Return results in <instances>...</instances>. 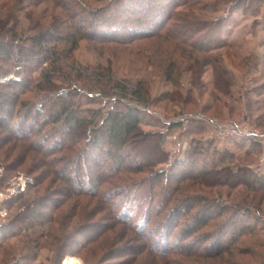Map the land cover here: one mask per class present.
<instances>
[{
	"label": "rangeland",
	"instance_id": "374dc122",
	"mask_svg": "<svg viewBox=\"0 0 264 264\" xmlns=\"http://www.w3.org/2000/svg\"><path fill=\"white\" fill-rule=\"evenodd\" d=\"M83 1L85 3L83 7L90 6L91 8L103 7L107 3V0ZM201 1L209 8L211 17H229L225 35L223 34L225 44L229 45L214 51L213 54L225 57L224 65L236 78L238 87H241V89L234 88L239 100L237 103H231L236 108L231 114L225 108L219 110L222 112L215 111V106L206 110L205 105L209 102L208 96H200L199 88L191 86L192 74L186 70L185 65H183L178 86L166 80L163 74L164 65L159 63L158 58L160 52H164L166 57V53L172 54L175 46L170 42H163L161 38L141 40L119 47L102 46V44L97 45L94 42L82 41L72 53L74 61L66 60L65 65H68L69 62H75L77 67L80 65L82 70L88 71L87 74L100 72L109 80L134 83V85L137 81H144L148 85L149 102L139 105L143 112L141 128L146 134L155 133L154 135H157L155 139H161L162 149L167 156L165 163L156 164V167L150 168L151 171L169 169L173 174L181 172L182 168H185L190 161L187 157L188 152L201 142L203 144L201 147H204L202 151L204 164L208 165L205 168H224L227 164H222L219 157L224 151H229L233 153L236 159L235 163L232 164L233 168L251 166L259 174H264V130H262L264 128L251 123V120L258 121L261 119L262 112H255L253 119L250 120L246 118L244 111L248 99L256 103V106L261 105L263 96H256L254 89L264 86V78L255 72L251 73L257 76L245 74L243 68L239 66L240 60L249 53L256 54L262 51L264 4L259 3V13L252 16L251 11L243 12L241 9H235L232 5L230 7V4L227 3L232 0ZM217 1H220L221 4L215 12L213 4H217ZM61 2L74 5L75 1L62 0ZM85 10L84 8L83 11L79 9L81 11L80 20L87 17ZM169 10L171 11V9ZM180 10L182 13L185 9ZM60 15V7L52 2L0 0V28L4 27L3 30H0V37L2 38L1 35L3 34L9 43L14 44V51L18 52L24 45H30L27 36L34 34L38 29L41 30L42 27L51 28L54 19ZM102 17L109 19L110 16L105 14ZM197 19L199 18L195 20ZM107 24L110 25L111 23L108 22ZM176 26L179 27L182 24L178 23ZM34 27L38 28L35 30ZM150 29H153V26ZM13 33H16L17 36H13ZM230 45L239 48H233ZM128 49L133 51L140 49L141 54L139 56L135 53L129 55ZM176 53L177 55H174L173 58L181 57L180 50L177 49ZM145 56L150 59L147 62L148 65L138 62L146 61ZM22 65L23 62L18 60H13L11 63L3 61L0 65V86L14 80L23 82L22 86L18 88L24 91L20 101L29 106H40L44 98L49 99V97H56V95L66 96V87L71 85L72 89L76 88L74 94L77 97V106L80 108L79 110L84 112L97 109L106 111L112 107L121 108L124 103L136 105L130 99L123 100L125 101L123 104L119 103L114 98L115 95L109 92H106V95H101L99 91L102 89L109 90V85L105 81L98 82V84L95 81L93 84V80L88 79L86 75L85 81L73 83L75 78L72 77V71L68 67H64L61 69V73L53 76V85L59 92L58 94L51 93L49 85L41 84L44 81L41 78V67H32L33 69L30 70L27 66V71H31L27 74L22 72ZM59 67L61 68V65ZM203 76L204 83L209 84L212 80V70L207 68ZM29 77L32 81H29ZM255 77L258 80H255L256 82L254 81ZM177 89H180L183 98L188 90L193 91L197 101L182 105V101L178 99H164L166 93H176ZM240 91L242 93H239ZM18 115L21 118L24 112ZM243 124L249 128L246 130L248 136L230 137L228 135L231 127ZM200 131L202 133H199ZM252 133H258V135H251ZM3 137L1 135L0 139L2 140ZM16 140L5 142V145L0 148V238L2 235L6 237L0 241V264H264V195L247 191L244 185L234 183L233 178L230 179L229 184L220 182V184L202 185L184 182L176 190L177 197L179 201L183 200L184 197L188 198L187 201L192 200V202L206 200L215 203L219 209L226 210V213L223 214L224 217L222 216L212 223L214 227L222 223L225 217L236 214L237 217L234 220L240 221L244 225L242 217L246 216L248 225L253 231L252 235L247 236L246 234L241 239L239 238L236 247H231L232 249H229L221 260L198 258L196 253L185 256L176 252L160 257L155 256L147 248L141 236L129 231L124 225L117 224L113 220L112 213H110L112 210H117L118 213L126 204H129L130 210L137 215V220H135L138 223V220H144L145 214L156 212V204L159 201L156 193L161 192L162 189L156 183L151 182L152 176L150 174L147 172L127 174L123 168V174L118 175V172L114 171L115 168L110 166L111 160L105 154L99 155L101 162L96 171L107 180L106 184L97 191V195L91 192L89 196H79L75 191L74 196L71 195V198H67L63 192V181L58 175H53L50 172L43 156L22 148L23 143L19 139ZM141 141H143L142 144L137 142V148L143 152L151 153L153 147L149 140ZM238 141H243L245 144L236 147L233 143ZM250 141L260 145L261 155L246 156L245 150L250 148L251 145L248 144ZM61 156L62 153L54 156V158L50 157L48 160L57 158V161H60ZM132 160L126 161L125 164L129 166L127 169L135 167ZM148 160L152 163L156 159L144 157V161ZM204 164L202 163L199 167L202 168ZM192 170L191 168L189 172ZM147 171L149 172V170ZM147 180H149L148 183H146ZM130 189L131 192H129ZM105 195H110L111 199L105 201L103 198ZM22 202L29 203L28 209L23 204L20 206ZM32 211L42 215L43 223L45 222L42 227L35 226L40 231L39 233L44 232V234H38L39 236L36 235L37 233L34 234L40 246L36 252L31 250L30 243V235L35 228L25 231L21 227L19 228V224H17V222L19 223L18 220L30 216L28 212L32 213ZM165 214H173L176 222L184 221L181 216L175 215L174 210ZM213 214V216H217L218 212ZM2 227H6L7 230L4 231L5 228ZM98 230L101 233L85 249L78 252V247L74 246L70 253H65L62 260L59 259L61 256H57V253L60 251L59 246L62 237L77 235L75 238L78 239V242H86L89 236L93 237L92 231ZM211 230L213 229L208 228L202 233ZM147 232L153 235L152 239L156 242L157 239H160V243L169 236L165 235L164 238L163 234L165 233L162 232L160 223L157 222L151 223ZM198 234L193 233L192 237L183 243L172 238L170 245H178L184 249L190 247L196 250L201 238ZM69 247L71 248V246ZM201 248L204 246L202 245Z\"/></svg>",
	"mask_w": 264,
	"mask_h": 264
},
{
	"label": "trees",
	"instance_id": "16d2710c",
	"mask_svg": "<svg viewBox=\"0 0 264 264\" xmlns=\"http://www.w3.org/2000/svg\"><path fill=\"white\" fill-rule=\"evenodd\" d=\"M37 1L52 2L59 6L61 15L54 19L51 28L42 27L41 30L38 29L34 34L27 36L30 45L23 44L26 47H21L18 52L14 51V44L9 43L2 34V38L0 37V65L3 61L8 63L13 60L22 61V72L27 74L31 72L27 71V66L30 70L32 67H41V78L45 81L41 84L49 85V91L57 94L59 90L55 89L56 86L53 85V76L61 73V69L64 67H68L72 71V77L75 78L73 83L85 81L86 75L88 79L93 80V84L95 81L97 84L105 81L109 85V90L102 89L99 91L101 95H106V92H109L115 95L114 98L119 103L123 104L125 102L123 100L130 99L136 105L124 103L121 108L112 107L106 111L97 109L84 112L79 110L80 108L77 106V97L74 94L76 88L72 89L71 85L66 87V96L56 95V97H49V99L44 98L40 106H29L20 101L24 91L18 88L22 86L23 82L10 81L0 86V136H4L2 140L0 139V148L5 145V142L19 139L23 143L22 148L43 156L50 172L53 175H58L63 181V192L67 198H71V195L74 196L75 191L79 196H89L91 192L97 195V191L101 190L103 185L106 184L107 180L96 171L101 162L99 155L105 154L111 160L110 166L115 168L114 171L118 172V175L123 174V168H125L127 174L147 172L152 176L151 182L156 183L162 189L161 192L156 193L159 197L156 204L157 211L153 214H145L144 220L140 219L136 223L137 215L130 210L129 204H126L118 213L117 210L110 211L113 220L117 224L124 225L129 231L141 236L142 241L146 243L147 248L155 256L161 257L176 252L185 256L196 253L198 258L211 260L223 259L229 249L236 247L239 238L241 239L246 234L247 236L252 235L253 231L251 226L248 225L246 216L242 217L244 225L242 222L234 220L237 217L236 214L225 217L222 223L214 227L212 223L222 217L226 210H221L215 203L206 200L192 202V200L187 201L188 198L184 197L183 200L179 201L176 190L184 182L200 183L202 185L220 184V182L229 184L230 179L233 178L235 182H232L244 185L247 191L264 195V174H259L251 166L233 168L232 164L235 163L236 159L233 153L229 151H224L219 157L222 164H227L224 168H205L208 165L204 164L202 157L204 147H201L203 145L201 142L197 143L196 147L188 152L187 157L190 161L185 168H182L184 172L178 170V173L173 174L169 169L151 171L150 168L156 167V164L165 163L167 156L162 149L161 139H155L157 136L154 135L155 133L146 134L141 128L143 112L139 105L149 102L148 85L144 81H137L134 85V83L109 80L100 72L87 74L88 71L82 70L80 65L77 67L75 62H69L68 65L66 64L67 66L65 62L66 60L74 61L72 53L82 41L94 42L97 45L102 44V46L119 47L141 40L161 38L163 42H170L175 46L172 54L166 53V57L164 52H160L158 58L159 63L164 65L163 74L166 80L178 86L183 72V65H185L186 70L192 74L191 86L199 88L200 96H208L209 102L205 105L206 110L215 106V111L225 108L231 114L236 110L231 103H237L239 100L234 89L238 87L237 81L224 65L225 57L213 54L214 51L229 45L225 44L223 39L229 17H211L209 8L201 0H107L106 5L99 8L83 7V4H85L83 0H74V5L61 2L62 0ZM91 1L99 2L100 0H89V2ZM259 3L263 5L264 0H232L227 4H230V7L232 5L235 9H241L243 12L251 11L252 16H254L259 13ZM219 4H221L220 1L213 4L215 12L218 10ZM83 8L86 9L84 12H86L87 17L80 20L79 15ZM179 8L185 10L181 13ZM168 9H171V11H168ZM105 14L110 16L109 19L102 17ZM196 18L199 19L195 20ZM108 22L111 24L108 25ZM178 23L182 26L177 27L176 24ZM151 26H153V29H150ZM104 27L106 28L103 29ZM3 28H0V30H3ZM147 28L150 30H147ZM4 32L6 31L4 30ZM13 36L16 37L17 34L13 33ZM230 46L239 48L238 46L234 47V45ZM261 46V52L249 53L240 60L239 66L243 68L245 74L252 75L251 72H255L261 78H264V42ZM177 49L181 51V57L173 58L174 55H177ZM138 50L128 49L129 55L135 53L139 56L141 50ZM148 56L144 57L146 61H137L143 65H148L147 62L150 61ZM207 68L212 70V80L209 84L203 81V75ZM256 79L255 77L254 81ZM29 81H32L31 77H29ZM238 88L241 89V87ZM254 90L256 96H263L261 105L256 106V103L248 99L244 111L246 118L250 120L253 119L255 112H262L261 119H258V121L251 120V123L264 128V111H262L264 110V86ZM175 92L172 94L166 93L164 99H178L182 101V105L197 101L193 91L188 90L184 98L180 89ZM239 93H242V91ZM22 112H24V115L21 118L18 117V114ZM3 114L5 116H2ZM199 133H202V131ZM146 139L153 147L151 153L143 152L137 148V142L142 144L143 141L141 140ZM233 144L236 147H241L245 142L238 141ZM248 144L251 146L245 150L246 156L261 155L262 151L258 143L250 141ZM141 148L143 149L142 146ZM61 153L60 161H57V158L48 160V158H54V156ZM146 156L156 160H150L152 163L149 160L144 161ZM128 160H132L133 165H135L134 168L127 169L129 166L125 163ZM202 163L204 166L200 168L199 166ZM188 168H192V172H189L190 169L188 170ZM148 182L149 180L146 181V183ZM131 191L130 189L129 192ZM103 198L106 201L111 199V196L105 195ZM22 204L27 206L28 209L29 203L22 202L20 206ZM170 210L172 212L174 210L175 215L181 216L184 221L176 222L173 214L166 215V212L171 213ZM215 212H218L217 216H213ZM28 213L30 216L18 220L19 228L29 231L34 229L35 226H43L45 222L43 223L42 215L36 214L35 211ZM41 218L42 220H40ZM24 220L26 221L23 222ZM37 221L38 223H36ZM146 222L148 223L146 224ZM153 222L160 223L162 232L165 233L163 234L164 238L165 235H169L167 239H163L162 243H160V239H157V242L153 240V235L147 232L148 226ZM2 228H5L4 231L7 230L6 227ZM208 228L213 230L202 233L203 230ZM33 231L30 235V243L31 250L36 252L40 246L34 234L37 233L36 235L39 236L38 234H44V232L39 233L40 231L36 228ZM100 233V230L92 231L91 235L93 237L89 236L86 242H78V239L75 238L77 235H65L61 238L60 251L57 256H61L59 259L62 260L65 253H70L74 246L78 247V252L82 251V249L93 243L95 237ZM193 233H199L198 235L201 236L196 250L190 247L184 249L178 245H170L172 238L183 243L189 240ZM2 236L0 241L6 238L5 235ZM202 245L204 248H201ZM86 263H88L87 260Z\"/></svg>",
	"mask_w": 264,
	"mask_h": 264
},
{
	"label": "built area",
	"instance_id": "2783aa9c",
	"mask_svg": "<svg viewBox=\"0 0 264 264\" xmlns=\"http://www.w3.org/2000/svg\"><path fill=\"white\" fill-rule=\"evenodd\" d=\"M246 130H249V128L246 126V125H239V126H235V127H231L230 129H229V136L230 137H237V136H242V135H247L248 136V131H246ZM251 135H258V133L257 134H254V133H252Z\"/></svg>",
	"mask_w": 264,
	"mask_h": 264
}]
</instances>
